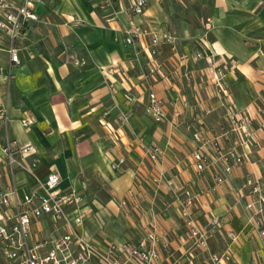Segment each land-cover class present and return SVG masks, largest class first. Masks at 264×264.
Segmentation results:
<instances>
[{"label": "crops", "instance_id": "crops-1", "mask_svg": "<svg viewBox=\"0 0 264 264\" xmlns=\"http://www.w3.org/2000/svg\"><path fill=\"white\" fill-rule=\"evenodd\" d=\"M8 1L20 5L23 0ZM200 3L204 12L206 9L202 22L210 21L206 37L217 60L228 67L224 92L240 112L251 116L255 139L237 144L243 166L225 176L226 184L208 197L205 191L213 188L223 162L218 164L219 172L213 166L197 178L192 157L196 145L190 135L196 124L187 117L179 119L183 112H172L179 102L171 92L175 87L167 80L168 65L173 66L175 58L185 67L189 62L191 67L202 65L192 59L196 48L188 39L202 30L182 29L180 45H161L153 59L150 38L141 37L127 45L125 31L136 26L170 33L174 11L168 13L162 0H148L143 16L133 14L132 0H40L36 7L39 22L29 24L15 42L19 64L11 62L9 39L0 31V109L8 113L7 120L0 118V144L12 140L35 150L27 167L17 171L6 166L0 152V192L16 186L21 199L54 173L61 180V192H74L85 202L81 211L86 217L80 224L74 221L77 213L73 208L69 223H56L49 217L34 221L33 243L74 233L92 243L97 256H111V249L126 253L130 244L138 245L154 232L158 264H208L205 256L209 254L197 249L189 238V221L180 215V203L171 191L153 192L136 205L132 202L138 192L136 170H142L141 178H146L141 167L145 152L158 147L161 162L168 165L167 179L174 173V178L179 175L186 182L201 180L194 217L196 221L202 216L203 222L209 218L220 222L219 234L209 242L210 252L224 256L220 264H264V238L260 235L264 214L259 206L251 211L246 208L253 200L249 181L261 183L264 193V0ZM2 14L0 11V18ZM156 62L160 68L152 72ZM151 92L169 110L166 129L173 143L189 149V163L187 159L168 161L165 126L157 128L145 112ZM119 116L126 117L127 123H118ZM221 117V111L215 109V133ZM98 182L110 185L107 189L115 198L110 206L86 200L89 189ZM3 209L11 216L14 213L12 208ZM93 210L97 213L92 214ZM260 221V225L256 223ZM222 230L230 236L235 233L241 244L236 240L228 243Z\"/></svg>", "mask_w": 264, "mask_h": 264}, {"label": "built area", "instance_id": "built-area-1", "mask_svg": "<svg viewBox=\"0 0 264 264\" xmlns=\"http://www.w3.org/2000/svg\"><path fill=\"white\" fill-rule=\"evenodd\" d=\"M39 1L23 0L20 5H14L7 0H0V10L3 13L0 18V31L9 39L7 52L13 64H19V52L15 46L16 40L29 29V24L39 22V16L36 13ZM147 7L148 0H132V12L135 16H143ZM209 26L210 21L206 24L208 31L210 30ZM125 32L127 45L135 44L136 40L141 37H149L151 41L150 55L153 59L157 57L161 45H170L172 48L176 45L175 38L165 30L151 32L133 26ZM158 68L160 66L156 62L152 72ZM147 112L156 123L162 122L165 118L162 102L152 92L149 94ZM7 114V109H0V118L7 120ZM119 120L122 124L127 123L124 116H120ZM24 124L26 126L30 125L29 122H24ZM216 141L215 149L219 151L221 144L218 140ZM193 142L196 145V152L193 154L194 168L198 174H202L213 162H209V159L201 151L207 143L203 141L200 134L194 135ZM34 151L33 146H22L12 140H7L4 146L0 145V152L13 170L14 168H25L24 163L19 162L17 156L29 157L34 154ZM160 153L158 149H155L153 153L151 152V156L155 158L156 154ZM221 160L224 163L223 173L225 176L230 175L235 168L243 163V159L232 151L221 157ZM225 181L224 176H218V185H222ZM60 182L59 176L51 173L44 182L39 183L37 188L24 193L21 199H18L16 187L0 193V251L6 264H92L97 258L94 245L79 239L72 233L36 243L32 242L34 221L46 217L55 222L68 221L69 210L73 208L76 212V208L81 205V197L76 193H63L59 190ZM248 185L250 187L249 195L253 197V200L246 206L247 210L251 211L255 206H259L260 212L264 214V193L261 184L248 183ZM186 198V202L183 204L182 216L189 221V238L194 241L197 249H206L208 233L202 232L197 226V221L191 209L194 197L188 193ZM13 202L16 207L14 215L11 216L5 210L2 211L3 208H9ZM84 214L79 211L74 220L76 224H80ZM256 223L260 225L261 221ZM213 225L215 228V225H219V221L215 220ZM260 235L264 238V229L261 230ZM157 243V236L151 233L138 245L130 244L126 249V253L111 249V256H122L124 262L114 260L110 264H153L158 256ZM223 257L219 255L211 256L212 264H220Z\"/></svg>", "mask_w": 264, "mask_h": 264}, {"label": "rangeland", "instance_id": "rangeland-1", "mask_svg": "<svg viewBox=\"0 0 264 264\" xmlns=\"http://www.w3.org/2000/svg\"><path fill=\"white\" fill-rule=\"evenodd\" d=\"M162 1L164 2L165 10L168 9L167 11L168 13L174 11L172 12V16H171L172 19L170 24H171L172 32L170 31V34L175 38L176 45L178 44L180 45V41H183L184 39L183 37L180 36L182 29L186 28L192 32H194V30L197 29L202 30L201 34L198 36L193 35L191 37H188L189 40H192V44L196 48V52L193 54L192 59L195 60V62L201 63L202 65L191 67L189 62L185 67L184 64H180L181 62L177 58H175V62H172L173 66L168 65L167 80H169L173 85V87H175L173 88V91L171 90V92L177 97L178 99L177 102H179L178 109L172 110V112L175 111L183 112L179 116V119L187 117L188 119L191 120L192 124H196V126L192 128V133L190 135H192V140H193L195 134H200L203 138V141L207 143L206 146H203V149L201 151L206 156V158L209 159V162H213V164L210 165L208 169H211L214 166L216 171L219 172L218 164H222L223 162L221 160V157H223L229 151H232L237 156L243 159V163L239 166L241 167L243 166L245 161L243 156L238 153L236 146L237 144H240V142L243 144L245 142L248 143V141H250L251 139L252 141H255L254 133H252L251 131L252 130L251 126L254 122L251 116L249 115V113L240 112L241 110H238L235 103H233L230 100L229 96L224 92L225 86L223 80L225 79L226 72L228 71V67L226 63L217 60L218 58L217 53L215 52L213 45L210 44L208 37H206L208 30L206 29V24L202 22L203 17H205L206 9L204 12L200 0H174L175 2H172L171 0H162ZM205 51H209V52H205ZM213 59H215V63H210L211 60ZM186 60L190 61L191 58L188 57ZM154 94L157 96L156 93ZM215 98L217 99V102H215ZM224 99H227L228 101L227 100L224 101ZM162 106H163V112L165 114V118L160 123H156L150 117V115L147 112V108L145 112L147 116L155 124V126L156 127L158 126L157 128H159V126L160 127L165 126L164 129L166 130L167 135L164 134L165 136H163V140H166L165 146L168 147V148L165 147L168 161L170 159L173 160L177 159L179 162L182 161L185 162L186 159L188 160L189 149L185 147L183 144L177 145L178 143L176 144L173 143V139L171 138V135L168 134V131L166 129V126L170 122V116L167 114L168 113L167 111L169 110H165L164 108L165 106L163 102H162ZM215 109L220 110L222 115L221 117L222 124L220 125L219 131L216 133H215V128L212 129V125L215 127ZM119 117L117 118L118 120L116 119L118 123L120 121ZM107 134L108 136L111 135L110 132H108ZM167 137L170 138L167 139ZM216 140H218L221 144V149L219 151L215 149V143L217 142ZM222 143L224 144V147ZM155 149H158L159 152H162L161 149L158 147L148 149V151L145 152L146 157L142 160L141 167L143 168V172L145 174L144 176H146V178L145 179L141 178L142 170L139 169V173L138 170H136V175H137L136 183L138 186V192L135 195H133L134 201L132 202H134L136 205L139 201L144 202L147 199V197L150 196L153 192L166 193L171 191L173 195L177 197L178 202L180 203L179 209L181 210L180 215L182 216L183 204L184 202H186L187 199L186 196L188 193L192 194L194 200L200 201L201 194L197 191L198 189H200V187L197 188V185H198V181L201 180H198L196 183L186 182L180 179L179 175L177 177L178 179L174 178L176 177L174 173L172 174L173 177H171L172 178L171 180L167 179V176H165L164 173H169V170H168V165L162 163L160 160L161 158L160 154L162 155V153L156 154L157 156L155 158H152L151 156V152L153 153ZM204 149H206V151H204ZM31 156L29 157L17 156V158L19 159V162H23L24 166L27 167L26 161ZM46 158L48 159L49 155L47 156L46 154ZM2 160L6 163V166H8L11 170H13L9 166L8 161H6L4 157L2 158ZM1 166L2 165L0 163V167ZM223 167H224V163L222 164L221 168L223 169ZM20 169L23 168H18V169L14 168L15 171ZM114 169L115 170L117 169V171L120 170L118 167H114ZM205 172H203L202 174H198L196 171L197 178H201ZM152 176H154L155 178H153ZM220 176L225 177L223 171L222 172L220 171ZM217 178L218 176L214 177L213 188L211 189L206 188L208 190L205 191L206 193L205 196L207 195L208 197V195L211 192L215 191V188H219L222 185L226 184L225 181L222 185H218ZM248 183L261 184L254 182L252 180L249 181ZM107 187L109 189L111 188L109 184H107L106 186L102 184V182L96 183V185H93L92 188L89 189V192L87 194L88 196H86V200L91 204H95L97 203L96 201H98V203L101 205L110 206L112 204L111 202L115 198L113 194H111L110 191L107 189ZM165 199H169V196L166 197ZM194 200H193V206L191 208L192 211L193 208H195ZM81 201H82L81 205L75 210L77 214L79 213V211L82 212L81 210H83V207L85 205L83 198H81ZM163 201L165 202L164 199ZM10 208H12V210L14 211V213L12 214L14 215L16 213L15 212L16 207L14 202L12 203ZM4 210L8 212L6 209H3L2 211L4 212ZM93 213H97V212H94L93 210L92 214ZM129 216H131L130 213ZM84 217H86V213L84 214L83 219ZM202 218L203 217L201 216V218L197 219V221H199L197 222V226L201 229L202 232L208 233L207 248L202 250L205 253L209 254V256H205V259L208 262V264L209 263L212 264L211 256H214L215 254L210 252L209 242L212 239V237L217 236V234H219L218 229H220L221 224L219 222V225H215L214 228L213 223L215 222V220L212 219L213 220L212 221L209 218L206 219L205 222H203L201 220ZM255 218L256 217L253 216L252 221L254 222L257 221V219ZM68 221L70 222L69 217H68ZM68 221L65 222L67 223ZM200 225L206 227L202 226L203 227L202 228ZM150 229H152V226L150 227ZM151 233L155 234L154 232H149L148 235ZM221 233H222L221 236H224V238L228 243H233L236 240L235 238L236 235L233 232L231 233L233 234V236H230L229 235L230 233H227L226 231L223 230L221 231ZM66 234H70V233H66ZM236 241L238 244H241L242 242L240 238H238ZM114 260H119L122 263L124 262L122 256H97V258L93 261L92 264H110ZM158 260H159V256H157V259L153 262V264H158L157 262ZM0 264H6V261L1 256V251H0ZM127 264H132V263H127Z\"/></svg>", "mask_w": 264, "mask_h": 264}]
</instances>
